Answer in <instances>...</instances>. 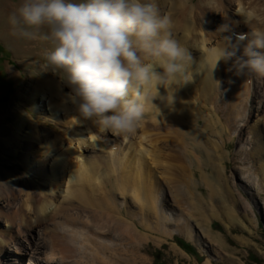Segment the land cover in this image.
<instances>
[{
  "label": "bare ground",
  "instance_id": "1",
  "mask_svg": "<svg viewBox=\"0 0 264 264\" xmlns=\"http://www.w3.org/2000/svg\"><path fill=\"white\" fill-rule=\"evenodd\" d=\"M166 1L146 0V2L155 5L160 4V6L165 5ZM228 4L229 0H171L169 17L174 20L172 30L179 31V35L177 32L172 34L173 38L188 48L193 58L200 51H207L206 46L210 45V40L206 38L205 33L197 30L199 24L195 18V12L210 13V16L217 22L216 17L212 14L213 10L221 5L224 12H228ZM238 8L236 16L242 17L243 22L247 24L246 27L241 25V28L264 29V16H254L246 12L242 5H238ZM191 14H194V22L190 21ZM223 23L221 22V24ZM246 33L247 31L238 35ZM19 38L18 36L11 37L9 44L18 42ZM223 39L224 35L221 34L218 41L222 44ZM211 60L212 53L207 55L205 66L208 67ZM251 77L252 86L256 82V90L252 98L253 104L254 100H258L259 108L255 109L254 106L251 108L248 106L251 117L243 122L238 131V138L242 140L241 143H252V148L248 154L244 147L236 151L238 154L247 155V158L243 157V162L247 163L248 169L237 173L239 183L235 184L245 197H253L254 203L261 206V204L264 205V188L263 191L261 190L264 184V126L260 123L259 116L264 105V92H259L258 88L261 86V80L262 87H264V77L257 76L256 81L254 79L255 74H251ZM225 79L226 83L232 82L233 86L226 98L219 100L218 110L220 115L227 119L232 115L239 100L242 82L239 77H235L232 73H227ZM191 84H194L193 80L173 86L176 91L175 101L171 108L166 107L159 100H153V103L157 105L160 111L152 104H145L144 117L136 129L132 133H123L118 142L113 141L115 150L113 153L107 152L105 156L96 155L95 152H104L98 150L95 144L90 147L81 133H75L72 138H69L70 141L63 144V147L68 143L71 146L70 143L74 142L77 144L75 149L66 148L58 157L53 158L52 153L59 146L60 140L58 138L50 140L45 126L47 121L41 117V113L50 112L60 117L65 114L68 115L75 108L71 102V88L67 81H63L56 72H51V69L45 66L35 73V76L29 77L27 81L22 83L23 87L15 93V96L20 97L22 102L32 104L33 112L40 118L36 117V124L31 121V118L26 120L27 116L23 115L22 125L16 126L19 131L24 127L28 129L22 136L25 139L22 140V146L26 148L29 159L21 158L25 163V173H22L21 177L6 172L1 177L0 184L3 183V180H10L13 184H21L20 191H27L31 188L32 192L25 199L11 192L15 202L12 205L7 202V208H5L6 206L3 207L0 202L1 210L2 208L8 209L9 212L5 215L3 211H0V222L5 219V227L0 228V263L19 264L20 260L38 261L34 254L39 253L34 252L32 248V237L36 238V235L34 236L35 229L37 234L47 230L50 232L53 248L59 247L61 249L63 245L70 243L84 246V248L79 249L80 251L72 250L70 252V255L66 257L69 259L67 264H115L114 258L120 252V246L123 242L129 241L142 245L154 243L156 237L160 235L164 238H171L174 232L181 234L185 224L191 218L206 220L218 215L224 221H229L232 215L231 209L222 205H218L220 207L218 209V206L214 207L210 204L215 194L220 198L225 195L216 192L214 184H227L228 186V180L226 181L222 176H219L214 144L204 137L205 131L217 128L221 134L222 128L216 123L208 125L207 114H204L202 120L205 121L203 124L205 131L197 134L204 143L198 144L189 151L190 160L185 183L182 184L177 179L171 180L168 189H162L164 181L159 178L160 168L155 166L148 139L139 131L141 124L146 123L153 130L162 131L171 127L176 134H181L183 132L181 120L189 113L188 105L182 101V98L195 95L197 92L202 97L209 94V77L207 75L204 76L196 91L189 90ZM158 90L161 95L165 94L164 88L160 87ZM12 109V114L19 116L22 108L17 105ZM27 109L29 111V107ZM26 114L28 115V113ZM148 115L152 117H147ZM163 115H165L163 122L155 119ZM75 117L68 124V127L74 122L75 125L86 122L90 127L94 128L95 126L93 132L96 137V144L103 145L104 142L108 148H112L109 147L111 136L121 134L102 130L93 120H83L78 112ZM245 129L247 130L245 131ZM189 131L194 132L191 129ZM245 132L253 134L245 135ZM52 133L53 135L56 134L53 130ZM90 138H92L91 135ZM15 140L19 145L21 139L18 138L17 134H15ZM163 140L172 141L166 138ZM1 141L8 148H11L9 139ZM41 143L44 146L38 151L37 148ZM83 145L85 147L82 152H79L78 149L82 148ZM225 145L226 143H223L222 149H225ZM136 147L139 158L134 164L128 151H136ZM168 147L174 150V146L171 144ZM174 151L176 152V159L183 157L181 152ZM195 152L199 154V159L196 158L193 161L192 157L195 156ZM72 155L75 158L77 156L82 157L83 164H70L67 157ZM257 159L258 163L255 162ZM249 160H252V163H249ZM49 162L51 174L46 181V186L52 180L53 173L57 187L58 184H68L65 196L61 197L60 193L61 198L54 201L47 200L43 189L36 188L33 185L34 181L30 179L32 177L40 181L44 180L45 169L43 168ZM66 169L72 171L73 174L69 173L67 177L63 176L62 174ZM258 174L261 175V179L258 178ZM152 178L154 179L151 183ZM147 181L151 184H147ZM258 181L259 184H257ZM141 182L142 185H140ZM200 186L206 187L205 192H199L197 187ZM115 197L120 200L116 201ZM259 199L261 203L258 201ZM28 203L33 205L29 217L22 212ZM59 214L63 215L61 220L54 221ZM34 217H36L35 221L33 220ZM39 217L44 222L43 226L39 224ZM17 236L22 241H19ZM142 264L146 263L142 262Z\"/></svg>",
  "mask_w": 264,
  "mask_h": 264
},
{
  "label": "rangeland",
  "instance_id": "2",
  "mask_svg": "<svg viewBox=\"0 0 264 264\" xmlns=\"http://www.w3.org/2000/svg\"><path fill=\"white\" fill-rule=\"evenodd\" d=\"M20 2L21 0H0V179L6 172L13 173L18 177H21V174L25 173V163L21 158L26 157L29 159V157H27L28 152L25 150L26 148H23L22 146V140H25L22 138V136L27 132L28 129L24 127L21 131H19L16 129V126L22 125L21 121L23 119V115L27 116L26 120L31 118V121L35 122L36 124V117L40 118V116H37V114L33 112L31 107L32 104L29 102H22L20 97L15 96V93L21 87H23L22 83L27 81L29 77L35 76V73L39 72V70L45 66V54L53 48V45L50 41L43 39L28 41L26 39L19 38L18 42L9 44L10 38L16 35H14L12 32L8 17L13 11H15ZM76 2H79V0H76ZM238 5H242L246 12H249L254 16H264V0H229L228 12H224L221 5L213 10L212 14L214 17H216L217 22L210 16V13L201 14L199 11L195 12V18L199 24V28L197 30L205 33L206 38L210 40L211 46H207V48L218 47L221 45V42H219L218 39L220 38L221 34L225 35V33H222L219 30V25L221 22L232 25V27L235 29V32L246 29L240 27L241 25H244L245 27L247 26V24L243 22L242 17L236 16V12L239 9ZM156 6L162 15L169 16L171 0H167L163 6H160V4H157ZM9 8L14 9L10 10ZM171 20L173 24L174 20ZM190 21H195L194 14L190 15ZM171 31L172 34L177 32L179 35V31H173L172 28ZM230 67V63H226L223 76L214 84L215 88L221 91L219 100H224L233 86L232 82L226 83L225 79V75L227 73H232L236 77V74L233 71H229ZM51 72H56L58 77H60L63 81H67L66 74L63 70L53 71L51 69ZM255 90L256 82L253 84V86L251 82L247 97L240 91V97L236 106L234 107V111L232 115L227 118L229 120L228 129L233 127L234 121L232 118L234 115L236 113H243L245 106H247V108L248 106H250V108L254 106L255 109L259 108V105H257L258 100H254V104L252 100ZM258 91L262 93L264 92L262 83L258 88ZM17 105H20L22 108L20 109L19 116L12 114V108ZM27 107H29V111ZM26 113H28V115ZM76 114L77 111L75 108H73L68 113V115L65 114L63 117L51 114L50 112L41 113V117L47 121L45 126L48 130V136L50 140L52 141L54 138H58L60 140V144L52 153V157H58L66 148L71 150L75 149L77 144L74 142L70 143L71 146H69L68 143L63 147V144L67 141H70L69 138H72L75 133H81L82 137L88 141L90 147L95 144L98 150L104 152H95L96 155L105 156V153L107 152L113 153L115 151L113 148V141L115 140V142H118L123 133L117 136H111L109 147L112 148H108L104 142L103 145L96 144V137L93 132L95 130V126L94 128L90 127L86 122L75 125L74 122L68 127V124L71 122V120L73 121V119L76 118ZM259 119L260 123H262L264 126V105L262 106ZM210 123H212V121L208 122L209 125ZM52 130L56 133L55 135H53ZM246 130L247 129H245V131ZM133 131H131V133ZM139 131L148 139L149 146H151L153 143L152 136L143 129H140ZM15 134H17L18 138L21 139L19 141V145L15 140ZM251 134L253 133L245 132V135ZM90 135L92 138H90ZM8 139L10 141L11 148H8L1 141ZM241 141V139L236 138V140L231 142L226 149L220 153H217L216 159L218 161L219 176H222V178L226 181L228 180V186L227 184H214L216 192H221L225 195L220 198L215 194L212 198V201L210 202V204L214 207L222 205L228 209H231L232 221L231 219L229 221H224L218 215L207 218L206 220L200 218H191L185 224L184 228L182 229V233L174 234L171 238H164L162 235H160L159 237H156V241H154V243H144L142 245H137L136 243L129 241L123 242L120 246V252L114 258V263L142 264V262H145L146 264H264V205L261 204V206H259L258 203H254V199L251 196L245 197L243 192L235 184L237 182L239 183V180L237 179V173L239 171H245L248 169L247 163L243 162V157L247 158V155L238 154L236 151L244 147L248 154L251 152L252 148V143L242 144ZM200 143L202 144L203 141ZM43 146L44 144L41 143L37 150L40 151ZM84 147L85 145H83L82 148H79L78 151L82 152ZM150 152L153 155V151L151 149ZM128 154L130 159L134 162V164H136L139 158L137 147L136 151H128ZM198 156L199 154L195 152V156L192 157V160L195 161L196 158L199 159ZM67 159L70 164H83L82 157L79 156L75 158V156L72 155L67 157ZM164 161L165 162H163L159 156L154 158L155 166L160 168V177L165 183L164 189H168L171 176L167 171V166H169L172 162L169 160ZM250 162L252 163V160H249V163ZM255 162L258 163V159ZM50 168V162L46 167L43 168L45 169L44 180L40 181L32 177H30V179L34 181L33 185L36 188L43 189V193H46L45 196L47 200L54 201L65 196L66 187L68 184H58L57 187L53 173L51 176L52 180L47 183V187L46 181L50 177L49 174H51ZM180 169L184 173H188L187 167H180ZM69 173L73 174L72 171L66 169L62 175L67 177ZM153 179L154 178H152L151 183ZM151 183L147 181V184ZM257 184H259V181ZM140 185H142V182ZM20 186V183L13 184V182L10 180H3V183L0 184V202L3 207L6 206L5 208H7V202L11 205L15 202L14 197L11 196V192H14L16 196H21L23 199H25L26 196L32 192L31 188L27 191H20ZM263 188L264 184L261 187V190ZM197 189H199V192H205L206 187L200 186ZM258 201L261 203L260 199ZM32 206L28 203L27 207L23 208L22 210V212L25 213L27 217L31 216L30 210ZM217 208L219 209L220 207L218 206ZM7 210L3 208L1 210L0 208V211H3L5 215L9 213ZM61 216L63 215H57L54 221L61 220ZM33 220L35 221L36 217H34ZM4 221L5 219L0 222V228L5 227ZM39 224L40 226H43L44 224V222L41 221V217H39ZM15 232L18 234L17 230H15ZM35 235L36 238L32 237V248L34 252L39 254H34L35 258H38V261L34 260L33 264H67L68 261L64 260L63 258V249L72 248L71 244L63 245L61 249L59 247L53 248L51 243V235L48 230L46 232H40L37 234V230L35 229L34 236ZM17 239L22 241V239L18 236ZM175 240L177 241V244L175 243ZM180 244H185L188 246V251L181 247ZM28 248V250H30V247ZM22 261L23 260H20L19 264H26V262Z\"/></svg>",
  "mask_w": 264,
  "mask_h": 264
},
{
  "label": "clouds",
  "instance_id": "3",
  "mask_svg": "<svg viewBox=\"0 0 264 264\" xmlns=\"http://www.w3.org/2000/svg\"><path fill=\"white\" fill-rule=\"evenodd\" d=\"M8 21L20 38L51 42L45 67L64 71L79 116L102 130L133 131L145 104L171 108L173 86L193 79L192 53L173 38L171 18L146 0H21ZM219 30L211 74L223 61L238 76L264 77V29L237 35L223 23Z\"/></svg>",
  "mask_w": 264,
  "mask_h": 264
}]
</instances>
